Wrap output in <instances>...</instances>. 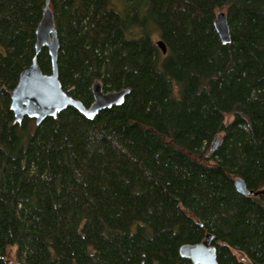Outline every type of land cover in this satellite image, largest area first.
<instances>
[{
	"label": "trees",
	"instance_id": "obj_1",
	"mask_svg": "<svg viewBox=\"0 0 264 264\" xmlns=\"http://www.w3.org/2000/svg\"><path fill=\"white\" fill-rule=\"evenodd\" d=\"M124 3L49 0L63 90L88 106L98 79L123 104L18 124L45 0H0V264H193L179 247L207 234L218 264H264V196L233 183L264 189V0Z\"/></svg>",
	"mask_w": 264,
	"mask_h": 264
},
{
	"label": "water",
	"instance_id": "obj_2",
	"mask_svg": "<svg viewBox=\"0 0 264 264\" xmlns=\"http://www.w3.org/2000/svg\"><path fill=\"white\" fill-rule=\"evenodd\" d=\"M213 25L222 43L228 44L230 33L224 11L216 12ZM154 44L163 53L166 52V46L161 39H155ZM34 47L35 52L30 65L20 72L18 82L12 90L10 109L13 112L15 123L20 124L25 117H28L39 124L45 118L55 116L67 107H73L86 118L92 119L103 109L123 104L129 89L104 90L98 79L91 86L93 101L88 106L63 90L58 77L57 63L60 44L49 0H45L41 20L35 29ZM44 47L50 57V73H43L37 62V55ZM219 141L220 139L217 138L212 148H215ZM233 183L241 194L264 196V189H249L244 180L239 177H236ZM212 240L213 236L207 234L198 242L182 244L179 247V254L190 259L193 264H218L216 247ZM13 264L19 263L14 262Z\"/></svg>",
	"mask_w": 264,
	"mask_h": 264
},
{
	"label": "rangeland",
	"instance_id": "obj_3",
	"mask_svg": "<svg viewBox=\"0 0 264 264\" xmlns=\"http://www.w3.org/2000/svg\"><path fill=\"white\" fill-rule=\"evenodd\" d=\"M110 2H111V4H112V6L116 9V10H118L119 12H121V13H124L125 12V10H126V7H125V3H124V0H110ZM141 15V16H140ZM142 15H143V12H140L139 13V16L140 17H142ZM149 22L150 21H147L146 23H145V29H149ZM152 38L153 39H158L159 37H158V34H157V32L156 31H153L152 32ZM9 257H10V259H11V262H18L19 264H21V262H20V260L17 258V256H16V251H15V249L14 248H11V249H9Z\"/></svg>",
	"mask_w": 264,
	"mask_h": 264
}]
</instances>
